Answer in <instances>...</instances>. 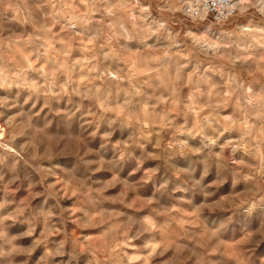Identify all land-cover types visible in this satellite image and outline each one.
Wrapping results in <instances>:
<instances>
[{
    "label": "rangeland",
    "instance_id": "rangeland-1",
    "mask_svg": "<svg viewBox=\"0 0 264 264\" xmlns=\"http://www.w3.org/2000/svg\"><path fill=\"white\" fill-rule=\"evenodd\" d=\"M90 4L91 0H0V71L9 76L23 73L27 79L37 80L38 83L47 80L55 85H63L66 89L64 93H60L59 98L54 96L48 107L44 106L41 99L36 108L32 109L35 113L33 122L36 130L27 138L17 136L10 144V147L19 151V145L31 143L33 147L29 151L44 157L41 160L44 168L55 164L60 166L55 169V175L45 180L49 188L46 190L43 184H37L33 192L40 195L33 196L26 182L17 181L9 185L14 175H20L21 178L32 175L39 180L42 173L31 164H25L23 160L17 163L19 158L14 153L0 149L3 157L0 159V177L3 178L0 181V198H3L6 190H10L15 193L17 202L28 204L33 214L40 211L67 210L64 211V216L70 218L65 220L64 230L71 237V241L66 245L65 256L55 258L57 264L60 260H64L66 264L68 254L73 248L79 253L74 264H157L161 258L149 261L145 259L147 252L141 250L151 240L149 234L127 242L122 241L118 226L123 223V216L113 217L104 223H99L104 217L98 216L93 221L95 226L81 227L83 213L80 209L92 211L94 215L106 210L147 216L151 215V210L139 206V202L155 196L160 202L159 210L165 213L154 217L160 225V234L157 235L155 243L164 239L170 244L187 242L191 247L194 237L206 240L209 230L215 226L197 212L198 206L204 202V196L191 192L160 195L157 189L166 176H173L169 169H174V183L178 187L187 186L193 181H203L210 189L208 195L226 205L221 211H228L232 202L239 204L248 194L264 188V50L257 47L243 63L237 60L235 64L223 55L209 59L211 50L206 46L203 52L196 55L192 45L203 34L204 26L184 29L179 22L183 20V16L178 13L172 18L169 27V31L181 34L172 55L185 64L178 98L170 91L175 75L174 63L167 58L153 60V57H161L162 53L158 49L166 41L157 42L154 37L148 42L155 45L154 48L145 49L142 45L129 44L130 52H117L121 57L119 65L128 77L119 84L124 90L119 96L123 97L126 92L134 91L133 85L139 89L140 96L133 97L131 111L135 115L120 117L124 121V131L121 134L118 129L112 142L107 145L106 159L114 160L120 154L122 149L117 146L121 140L125 141V148L131 149L133 156L139 157L141 146L127 144L128 137L135 133L140 134L139 139L142 141L147 137L148 142L144 147L160 158L146 161L143 171L130 176L129 173L136 168V161L125 156L119 171L115 173L134 186V191H129L127 202L137 207L126 208L122 204H112L109 201H105L102 206L92 207L85 203V197L81 193L74 191L77 186L75 181L97 187L98 184L94 182L109 180L114 173L105 170L89 171V166L78 155L79 142L86 140L90 148L99 150L103 144L104 125H101L100 132L93 137L91 133L96 131V125L85 123L91 117L76 113L69 119L65 115L70 107V88L65 81L71 80L79 83L81 87H100L104 83L103 65L100 63L102 56L115 50L117 45L111 40L107 28L93 39L96 29L119 18L131 20L140 14L138 8L151 11L149 19H159L166 5L163 0H159V5L157 0H151V3L149 0H139V4L137 0H107L104 8L109 11L102 15L101 12L91 9L89 17L87 14ZM60 13L83 14L91 22L87 25L78 23L75 28H68L63 15L59 16V23L53 22L54 14ZM246 23V20L239 18L231 23L226 22L224 27L231 30ZM125 27L130 25L126 24ZM187 30L193 35L185 36L184 32ZM125 43L120 41V44ZM108 63L110 62L104 61L105 65ZM197 68L199 74L194 76L193 72ZM37 69L45 75H38ZM12 91H17L15 85ZM53 91L59 92V89L54 87ZM0 94H3L2 91ZM27 94V90L21 92V103ZM190 96H194V100L190 101ZM189 104L192 105L190 110ZM87 106L92 107V104L88 103ZM210 106H215L214 110ZM30 108L31 103L25 110ZM14 111L10 110L6 115H11ZM205 115L214 119V127L222 133L212 148L213 153L222 155L205 159L207 153L203 156H192L185 149L168 148L174 135L181 140L187 139L190 145L198 144L201 139L199 134L193 140L185 133H177L176 128L185 124L189 128H196ZM169 123L172 127H169ZM2 124L3 120H0V125ZM3 133L7 139L9 129L3 128ZM155 167L160 169L158 174L151 180H145L147 171ZM180 170H187L189 174L181 175ZM51 185H56V188H51ZM120 188L122 185L117 186V191ZM109 194L115 195V191L110 190ZM13 208L14 206L10 207L8 211ZM169 209L170 215L167 214ZM27 214L26 210L25 215ZM219 218L213 217L214 220ZM243 225L248 227L242 228ZM113 226H117L116 242L105 235L108 228ZM257 228L264 229V217L259 214L238 216L228 234L221 236V246L208 250L204 264H264V242L253 244L248 240L251 232ZM5 230L10 236L19 237L17 243L21 248H31L33 237L23 235L28 230L23 217L6 221ZM40 231L42 225L37 226L36 235ZM50 239H63V235ZM171 251L169 249L165 253V259L170 258ZM44 252L43 245L36 247L30 255L22 252L19 254L22 258L20 264H25V261L26 264H38ZM186 264H195V261L187 260Z\"/></svg>",
    "mask_w": 264,
    "mask_h": 264
},
{
    "label": "clouds",
    "instance_id": "clouds-1",
    "mask_svg": "<svg viewBox=\"0 0 264 264\" xmlns=\"http://www.w3.org/2000/svg\"><path fill=\"white\" fill-rule=\"evenodd\" d=\"M149 3H151V0H149ZM163 3L166 5V8L162 10L159 19H149L152 15L151 11L145 8H138L140 14L131 20L119 18L112 23L101 25L100 28L96 29V35L92 37L93 39H96L97 35L104 28H107L111 34V40L117 45L115 50L106 52L102 56L100 63L103 65L104 83L100 87H96L95 85H84L81 87L79 83L71 80L65 81V84L70 88V92L68 93L70 96V107L65 115L69 119L75 116L76 113H81L84 117H91L90 120H85V123L96 125V131L91 133L93 137L100 132L101 125H104L102 133L103 144L99 150L90 148L86 140L79 142L80 151L78 155L89 166V171L105 170L114 173L113 177L109 180L94 182L98 184L97 187H91L90 184H85L83 181H75L77 186L74 191L81 193L85 197V203L92 207L102 206L105 201H109L112 204H122L126 208L137 207V205L127 202L129 191H134V186L130 185L127 180H122L115 173L119 171V166L124 161L125 156L136 161V168L129 173L130 176L143 171L146 161L160 158L144 147V144L148 142V138L145 137L142 141L139 139L140 134L135 133L128 137L127 144L141 146V155L139 157L133 156L131 149L125 148V141L121 140L117 146L118 149H122L120 154L114 160L106 159L107 152L105 149L112 142V138L117 130L119 129L121 134H123L124 129L122 125L124 121H121L120 117L128 114L135 115L131 111L133 97L140 96L139 89L135 85L132 86L134 91L126 92L123 97L119 96V93L124 91L119 87V84L122 80L128 79V77L124 74V69L119 65L121 57L117 55V52H130L131 48L129 44H133V46L142 45L145 49L154 48L155 45L148 43L154 37L157 42L161 40L166 41L167 43L158 49L162 53L161 57H153V60L167 58L174 63L175 75L172 78L170 91L174 97L178 98L183 82L181 73L184 70L185 64L173 57L172 50L177 43V38L181 34L169 31L172 18L178 13L183 16V20L179 22L184 29H190V26H204L203 34L192 45L193 52L196 55L203 52L204 46H206L207 49L211 50L209 59H216L223 55L231 63L235 64L237 60L243 63L257 47L264 50V0H163ZM105 4H107V0H91L87 16H91V9H95V11L101 12L104 15L106 11H109L104 8ZM137 4H139V0H137ZM157 5H159V0H157ZM212 11L217 13L214 22L207 20L208 14ZM164 13H167V15L165 16ZM60 15L66 18V26L68 28H75L78 23L87 25L91 22L83 14L68 13L54 14L53 22L59 23ZM239 18L246 20V25L239 24L231 30L225 29L226 22L231 23ZM126 24H129L130 27H125ZM184 35L192 36L193 33L187 30L184 32ZM121 40L126 43L120 44ZM205 55L208 56L207 52H205ZM195 58L196 56L194 55L193 59ZM104 61H109L110 63L105 65ZM36 71L40 76L45 75L39 69ZM198 74L199 69L197 68L194 70L193 75ZM13 85L17 89L15 93L12 91ZM54 87L58 88L59 92H54ZM23 90H27L28 94L23 98V102L21 103V92ZM0 91L3 93L0 94V120H3V124L0 125V149L14 153L19 158L17 163L23 160L25 164H31L37 171L42 173L39 180H36L32 175H24L23 178L20 175H14V178L9 181V185L17 181L26 182L33 196L40 195V193L33 192V189L37 184H43L47 190L49 186L45 184V180L55 175V169L60 166L55 164L49 168H44L41 164V160L44 157L39 156L34 151H29L33 147L31 143L19 145V151L10 147V144L17 136L27 138L36 130L33 122L35 113L32 112V109L36 108L41 99H43L44 106L48 107L51 99L54 96L59 98L60 93H64L66 89L63 85H55L47 80L44 83H38L37 80L27 79L23 73H14L9 76L7 73L0 71ZM244 94L241 93V95ZM194 98V96L188 97L190 101L194 100ZM30 103L31 108L25 110L26 106ZM88 103H91L92 107H88ZM110 104L114 106H110ZM191 106V104L188 105L189 110ZM210 107L213 110L215 108V106ZM10 110L15 111L11 115H6ZM110 113H116L117 115H109ZM169 127H172L171 123H169ZM3 128L9 129L7 139L4 137ZM227 130L225 129V131ZM176 132L185 133L193 140L199 134L201 137L200 142L190 145L187 139L181 140L178 136L174 135L173 141L168 145V148H182L187 150V153L192 156H203L204 153H207L208 156L205 159L213 155H222V153L212 152L213 146L216 145L222 133L218 132V129L214 127V119H210L209 116H203L196 128H189L185 124L176 128ZM90 157H95V159ZM2 158V155H0V159ZM61 171H64V169H61ZM159 171V167L149 169L145 174V180H151ZM169 171L173 172V176H166L160 183L157 192L160 195L179 194L180 192L202 194L204 202L198 206L197 212L202 214L206 220L215 226L214 229L209 230L206 240L194 237L191 247L187 242H173L170 244L164 239H161L159 243H155L157 235L160 234V225L157 224L154 217L165 214L159 210L160 202L155 196L139 202V206L151 210V215L147 216L126 215L125 213L108 212L106 210L94 215L92 211L81 208L80 210L83 213V219L80 220L81 227L95 226L93 221L98 216L104 217V220L99 221V223H104L113 217L123 216V223L118 226L119 237L122 241L127 242L131 239H138L146 233L150 235L151 240L141 249L147 252L145 259L151 261L159 257L161 259L157 261V264H186L187 260L194 259L195 264H204L208 250L210 248L215 250L221 246V236L228 234L229 229L236 222L238 216L259 214L261 217H264V188L257 189L256 192L248 194L239 204L232 202L228 211H221L226 205L223 201H217L214 196L208 195L210 189L204 185L203 181H193L187 186L178 187L174 183L176 170L169 169ZM180 172L181 175L189 174L187 170H180ZM2 180L3 178L0 177V181ZM118 185H122V188L117 191ZM50 187L55 189L56 185H51ZM110 190L115 191V195L109 194ZM59 198V192H57V199ZM12 206H14L13 210L8 211ZM26 210L27 215H25ZM64 211L67 210L40 211L33 214L27 203L23 201L17 202L15 193L6 190L3 198H0V264H20V260L22 259L19 256L20 253L23 252L30 255L36 247L41 245H43L45 252L38 264H57L55 258L65 256L66 245L71 241V237L64 230L65 220L70 217H65ZM167 214H171L170 209L167 210ZM216 216L220 217L219 220L213 219ZM21 217L24 218V222L28 225V230L23 235L33 237L31 248H21L17 243L19 237L10 236L5 230L6 221ZM38 225H42V231L36 235ZM244 227L248 226L243 225L242 228ZM129 233H132V235L129 236ZM61 235H63V239H50V237H60ZM105 235L113 242H116L117 226L109 227ZM248 240L253 244L264 242V229L257 228L251 232ZM169 249L172 250L170 258L165 259V253L169 252ZM78 255V250L73 248L68 254L66 264H74ZM59 264H65V261L60 260Z\"/></svg>",
    "mask_w": 264,
    "mask_h": 264
},
{
    "label": "built area",
    "instance_id": "built-area-1",
    "mask_svg": "<svg viewBox=\"0 0 264 264\" xmlns=\"http://www.w3.org/2000/svg\"><path fill=\"white\" fill-rule=\"evenodd\" d=\"M216 16H217V13L215 11H212L208 14L207 19L214 22L216 19Z\"/></svg>",
    "mask_w": 264,
    "mask_h": 264
}]
</instances>
